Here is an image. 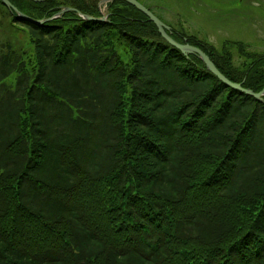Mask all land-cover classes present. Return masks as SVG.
Listing matches in <instances>:
<instances>
[{
	"label": "trees",
	"instance_id": "1",
	"mask_svg": "<svg viewBox=\"0 0 264 264\" xmlns=\"http://www.w3.org/2000/svg\"><path fill=\"white\" fill-rule=\"evenodd\" d=\"M9 1L74 10L0 0V264H264V97L127 2ZM171 28L264 90V55Z\"/></svg>",
	"mask_w": 264,
	"mask_h": 264
},
{
	"label": "rangeland",
	"instance_id": "2",
	"mask_svg": "<svg viewBox=\"0 0 264 264\" xmlns=\"http://www.w3.org/2000/svg\"><path fill=\"white\" fill-rule=\"evenodd\" d=\"M137 1L169 27L209 42L219 51L226 42L239 41L249 52L264 55V0Z\"/></svg>",
	"mask_w": 264,
	"mask_h": 264
},
{
	"label": "water",
	"instance_id": "3",
	"mask_svg": "<svg viewBox=\"0 0 264 264\" xmlns=\"http://www.w3.org/2000/svg\"><path fill=\"white\" fill-rule=\"evenodd\" d=\"M36 3H43L46 0H33ZM112 1H116V0H104V3H108V2H112ZM119 1H124L127 2L128 4L134 6L137 10H139L140 12H142L144 15H146L158 28L161 36L170 44L172 45L174 48H177L178 50H180L184 55H197L207 66V69L214 74L221 82H223L225 85H227L228 87L238 90L240 92H243L249 96L254 97L255 99L259 100V101H263V96H264V90H262L259 93H255L254 91L250 90V89H245L243 88L242 84H237L234 83L232 81H230L226 76H224L219 69L216 67V65L214 64V62L210 59V57L204 52L202 51L200 48L193 46L191 44L188 43H179L176 40H174L171 37V28L166 25L163 21H161L149 8H147L145 5L141 4L139 1L137 0H119ZM1 2L12 12H15L20 20H24V21H28L31 23H34L36 25H41L44 24L46 22H49L55 18L60 17L62 14H64L67 11H71L73 9L71 8H65L63 10H61L56 16H54L53 18L50 19H46V20H41V21H36L31 19L30 17H28L27 15L23 14L22 12H20L9 0H1ZM102 2V3H103ZM85 19L87 20H91L94 19L92 17L89 16H84ZM105 20V19H103Z\"/></svg>",
	"mask_w": 264,
	"mask_h": 264
}]
</instances>
